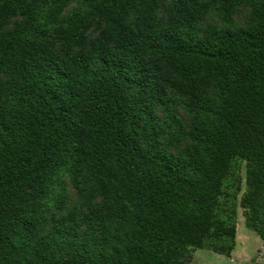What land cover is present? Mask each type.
Here are the masks:
<instances>
[{"label":"trees","instance_id":"trees-1","mask_svg":"<svg viewBox=\"0 0 264 264\" xmlns=\"http://www.w3.org/2000/svg\"><path fill=\"white\" fill-rule=\"evenodd\" d=\"M212 11L226 28H202ZM0 75V264H190L212 237L232 250L216 211L237 157L264 243V0H0ZM174 95L191 126L170 115L165 143L156 109ZM48 201L67 212L41 235Z\"/></svg>","mask_w":264,"mask_h":264},{"label":"rangeland","instance_id":"rangeland-1","mask_svg":"<svg viewBox=\"0 0 264 264\" xmlns=\"http://www.w3.org/2000/svg\"><path fill=\"white\" fill-rule=\"evenodd\" d=\"M76 7L72 3L64 13L68 16ZM249 9L239 6L234 15L232 28L239 29L246 26L248 22ZM202 28L216 27L226 28V24L219 17L217 11L210 12L206 19L201 23ZM2 75H0V78ZM178 96H171L169 108H157L156 116L166 128L162 139L165 143L169 141V132L178 129V126L170 124V115L174 114L186 130L190 129L191 119L189 111L185 104L181 102ZM189 140L185 134H182V147H187ZM170 152L176 149L168 147ZM248 165L241 158H235L231 164L229 176L223 183V194L220 198L219 207L216 211L217 220L226 226H236L237 235L232 250H228L232 241L228 238L212 237L208 239L204 247L194 249L193 261L190 264H264V243L261 238L249 228L247 223L246 210L242 206V199L248 191L246 185ZM64 197L68 208L78 203L75 189L70 182L65 181ZM67 210L60 211L54 201H48L46 207L45 221L41 228V235L47 234L56 224V219L65 215ZM228 255H227V254Z\"/></svg>","mask_w":264,"mask_h":264}]
</instances>
